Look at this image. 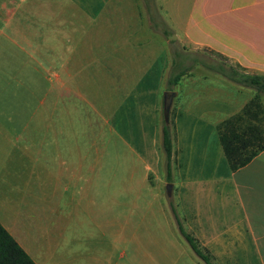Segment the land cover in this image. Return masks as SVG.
I'll use <instances>...</instances> for the list:
<instances>
[{
    "label": "crops",
    "instance_id": "obj_1",
    "mask_svg": "<svg viewBox=\"0 0 264 264\" xmlns=\"http://www.w3.org/2000/svg\"><path fill=\"white\" fill-rule=\"evenodd\" d=\"M214 1L193 0V3L205 9ZM123 2L131 3L128 0L72 3V8L79 12L70 16L69 21L80 23L79 32L69 33L66 38L77 40L76 44L66 46V55L73 57V66L82 53H89L86 48L90 42L93 50L99 51L101 47L99 53L107 58L104 67L126 66L127 59L130 63L135 61L128 58L133 53L130 41L142 44L139 36L133 34L134 38L121 40L116 35L101 34L97 25L104 8L111 5L120 9ZM224 2V7L232 12L255 7L264 0ZM39 4L26 6V1H16L18 9H52L48 18L41 20L48 24L55 20L56 3L49 2L45 7ZM197 12L198 18L190 25L185 24L182 30L188 29L194 36L207 40L216 52L251 70L249 73L260 74L256 69L264 60V38L230 36L211 16L200 9ZM108 20L110 31L111 21L115 27L129 26L121 15ZM88 24L87 31L84 25ZM146 25L143 27L153 30ZM222 33L224 39L220 37ZM55 39L51 35L50 40ZM109 41L114 42L110 48L106 45ZM158 46L163 48L161 44ZM168 62L169 58L164 64L166 69ZM199 72L200 66L189 69L173 87L176 93L173 99L183 95L187 103L174 104L172 99L169 108L170 181L165 184H170V194L166 208L154 209L151 201L140 204V194L126 180L102 176L104 164L89 161L90 148L82 137L78 138L81 130L73 129V113L58 112L53 99L48 100L47 112L38 107L44 98L31 102L37 106L33 112L21 115L22 123L17 128L7 123L11 120L8 112L0 113V225L35 264H205L178 230L170 204L183 231L196 240L212 264H264V149L232 171L216 129L218 123L237 113L254 96V91L217 74L197 75ZM199 83L214 86L229 83L234 87L232 92L246 95L240 101L230 96L225 111L217 115V108H201L197 104L201 96L205 97L198 90ZM0 104L9 103L0 100ZM18 104L28 102L21 100ZM206 112L212 116L202 118L201 114L206 116ZM200 123L204 128L199 127ZM153 136L156 138L152 139V147L140 153L149 156L144 167L152 173L153 164L163 156L161 126L159 141L156 133Z\"/></svg>",
    "mask_w": 264,
    "mask_h": 264
},
{
    "label": "rangeland",
    "instance_id": "obj_2",
    "mask_svg": "<svg viewBox=\"0 0 264 264\" xmlns=\"http://www.w3.org/2000/svg\"><path fill=\"white\" fill-rule=\"evenodd\" d=\"M16 1L0 0V100L9 103L0 104V113L8 112L11 116L7 123L17 128L22 123L21 115L33 112L37 106L31 105V102L44 98V103L38 107L47 112L48 100L53 99L58 112L73 113L72 126L73 129L81 130L78 138L82 137L89 145V161L96 160L104 164L102 176L126 180L140 194V204L151 201L154 209L166 208L169 197L164 179V155L161 161L153 164L155 171L152 173L144 167L149 156L143 157L140 153L152 147L155 133L159 141L160 126L164 122L162 93L166 90L175 91V85L168 84L167 79L181 69L189 70L196 66H200L201 70L197 75L207 74L209 71L205 66L218 62L220 57L234 65L238 71H251L241 69L235 62H231L232 59L211 48L207 40L182 28L198 18L196 10L200 9L204 15L211 16L219 28L230 32V36L262 40L264 2L232 12L224 7V0H215L205 9H201L198 3L194 4L193 0H128L131 3L123 2L120 9L110 5L104 8L101 22L97 23L101 28L100 33L116 35L121 40L139 36L142 42L138 45L136 41H130L133 53L128 58L135 60L133 63L127 59L128 65L117 64V68H114L113 65L104 67L107 58L99 53L100 46L99 51L97 48L93 50L92 42L86 48L89 53H82L80 61L74 62V66L71 64L73 57L66 55V46L77 43V40L69 41L66 38L80 29L79 22L69 21L70 16L75 17L79 12V9L72 8V3L96 0H24L26 6L34 2L43 3V7L48 6L49 2L56 3L53 10L56 12L55 20L49 24L41 19L48 18L47 13L52 12V9H18ZM232 5L235 6V3ZM70 10L73 15L69 13ZM115 15H121L129 26L115 27L111 21L113 29L110 31L108 19ZM136 23H141V26ZM145 23L153 30L144 28ZM210 25L213 27V23ZM84 27L88 31L90 24ZM222 34L220 37L224 39L225 35ZM51 35L57 39L51 41ZM103 41L100 43L103 44ZM210 41L212 43V38ZM113 43L109 41L106 45L110 48ZM35 46H40V49H35ZM168 58L166 69L164 64ZM261 61L259 69H256L260 72L256 73L264 74V60L263 63ZM225 84L214 86L213 83H199L198 90L202 95L205 93L206 98L201 96L197 104L201 108L215 107L217 115H220L225 111L224 106L230 96L234 101H240L246 95L245 92L235 94L232 92L234 87ZM21 100H26L28 104H18ZM257 101L261 109L256 116L259 123L264 119V93L258 94ZM175 102L184 105L187 99L177 95L173 99ZM207 114H201L202 118L212 116ZM166 123L170 128L169 112ZM259 125L264 128V120ZM199 127L204 128L203 123ZM156 148L154 144L153 152ZM160 154L163 152L160 151Z\"/></svg>",
    "mask_w": 264,
    "mask_h": 264
},
{
    "label": "trees",
    "instance_id": "obj_3",
    "mask_svg": "<svg viewBox=\"0 0 264 264\" xmlns=\"http://www.w3.org/2000/svg\"><path fill=\"white\" fill-rule=\"evenodd\" d=\"M220 58L218 62L206 65L205 69L238 86L249 88L255 93L253 98L245 103L237 113L228 116L218 123L216 127L218 142L223 155L229 168L233 171L246 164L254 155L264 149V128L259 125L264 119H261L259 123L256 120L257 114L261 111L257 98L259 93H264V74L246 73L243 70L238 71L234 65L228 64L226 60L222 57ZM241 69L243 68L241 67ZM187 70L181 69L177 71L167 79V83L176 85ZM160 146L164 155L165 181L169 182L171 137L170 128L166 122H163L161 126ZM170 209L178 230L191 250L205 264H212L208 254L199 248L196 240L183 231L171 204ZM0 264H35L1 225Z\"/></svg>",
    "mask_w": 264,
    "mask_h": 264
},
{
    "label": "water",
    "instance_id": "obj_4",
    "mask_svg": "<svg viewBox=\"0 0 264 264\" xmlns=\"http://www.w3.org/2000/svg\"><path fill=\"white\" fill-rule=\"evenodd\" d=\"M175 91L166 90L162 93V117L163 121L167 122L168 112L172 102L173 97L175 96ZM167 196H169L170 184H167Z\"/></svg>",
    "mask_w": 264,
    "mask_h": 264
}]
</instances>
